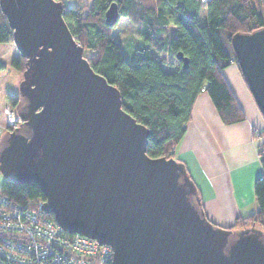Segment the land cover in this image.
Returning <instances> with one entry per match:
<instances>
[{
  "label": "water",
  "instance_id": "water-1",
  "mask_svg": "<svg viewBox=\"0 0 264 264\" xmlns=\"http://www.w3.org/2000/svg\"><path fill=\"white\" fill-rule=\"evenodd\" d=\"M25 69L19 127L1 139L0 174L33 182L68 234L108 246L111 264H264V234L212 223L185 164L146 154L148 130L89 66L55 0H0ZM118 19L109 4L104 22ZM264 120V28L231 39ZM183 70L188 59L176 54ZM196 200V202H195Z\"/></svg>",
  "mask_w": 264,
  "mask_h": 264
},
{
  "label": "trees",
  "instance_id": "trees-1",
  "mask_svg": "<svg viewBox=\"0 0 264 264\" xmlns=\"http://www.w3.org/2000/svg\"><path fill=\"white\" fill-rule=\"evenodd\" d=\"M55 1L62 3V18L89 66L118 90L121 108L148 130V157H175L202 92L224 124L243 120L222 71L234 64L240 73L231 39L264 28V0H92L90 5L75 0L71 6L63 0ZM112 2L117 4L118 19L107 26L104 13ZM172 31L174 35L170 36ZM130 34L140 37L143 47L136 49L127 62L124 45ZM11 43L13 31L0 9V44ZM177 53L188 59L186 70L176 59ZM166 55L176 60L174 70L166 68ZM10 64L21 74L25 69V59L19 55ZM4 68L0 62V71ZM5 99L14 108L20 103L11 94ZM260 164L262 175L253 185L259 210L237 218L229 230L255 226L264 234L263 156ZM0 193L21 206L45 200L35 183L2 176ZM198 207L203 210L201 200ZM38 214L54 222L52 215L42 210Z\"/></svg>",
  "mask_w": 264,
  "mask_h": 264
},
{
  "label": "crops",
  "instance_id": "crops-1",
  "mask_svg": "<svg viewBox=\"0 0 264 264\" xmlns=\"http://www.w3.org/2000/svg\"><path fill=\"white\" fill-rule=\"evenodd\" d=\"M222 75L243 120L224 124L202 92L174 152L197 187L207 219L228 228L237 218L259 210L253 185L262 175L259 152L264 151V120L237 68L229 65Z\"/></svg>",
  "mask_w": 264,
  "mask_h": 264
},
{
  "label": "built area",
  "instance_id": "built-area-1",
  "mask_svg": "<svg viewBox=\"0 0 264 264\" xmlns=\"http://www.w3.org/2000/svg\"><path fill=\"white\" fill-rule=\"evenodd\" d=\"M21 122L10 106L0 110V139ZM43 202L21 206L0 193L2 264H111L110 247L79 234H68L56 223L39 216Z\"/></svg>",
  "mask_w": 264,
  "mask_h": 264
},
{
  "label": "rangeland",
  "instance_id": "rangeland-1",
  "mask_svg": "<svg viewBox=\"0 0 264 264\" xmlns=\"http://www.w3.org/2000/svg\"><path fill=\"white\" fill-rule=\"evenodd\" d=\"M75 2H76L75 0H63L64 4L70 6L75 4ZM83 2L88 5L92 4V0H83ZM169 33L170 36L174 35L173 31ZM141 47H143V41L141 40L140 37H137L132 34L128 35L126 37L125 45H124L125 60L129 62L133 56L134 51ZM18 55H19L18 51L13 43L0 44V62L5 66V68L2 71H0V110H2L5 106L8 105L5 99V96L7 94H11L12 96H18L19 94L18 87L20 81L22 80V74L19 71H16L14 68H12L10 64L11 60L17 57ZM165 59L168 62V66H166L168 70H174L177 67V62L173 57L166 55ZM230 65H234V64H230ZM11 108L14 111V113L17 115V109H16L17 107L15 108L11 107ZM1 139H0V144H1ZM263 153L264 151L261 153V155L259 153V156H262ZM174 156L177 159L175 153ZM0 264L2 263L0 262Z\"/></svg>",
  "mask_w": 264,
  "mask_h": 264
},
{
  "label": "flooded vegetation",
  "instance_id": "flooded-vegetation-1",
  "mask_svg": "<svg viewBox=\"0 0 264 264\" xmlns=\"http://www.w3.org/2000/svg\"><path fill=\"white\" fill-rule=\"evenodd\" d=\"M16 97H18V96H16ZM19 98V97H18ZM20 99V98H19ZM21 103H22V99H20V103H19V105L18 106H20L21 105ZM18 106H17V108L16 109H18ZM22 123V122H21ZM7 133H9V132H7ZM7 133H5L4 135H6ZM3 135V136H4ZM3 136H2V138H3Z\"/></svg>",
  "mask_w": 264,
  "mask_h": 264
}]
</instances>
